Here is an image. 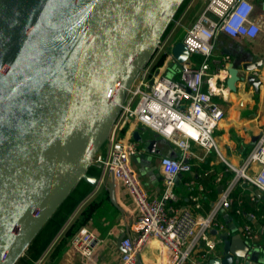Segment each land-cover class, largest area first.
Segmentation results:
<instances>
[{
	"label": "water",
	"instance_id": "1",
	"mask_svg": "<svg viewBox=\"0 0 264 264\" xmlns=\"http://www.w3.org/2000/svg\"><path fill=\"white\" fill-rule=\"evenodd\" d=\"M183 1L0 0V264L24 255L82 179L96 184L88 168L102 167L95 156ZM171 53L177 63L190 56L182 39ZM228 72L235 92L241 79L235 61ZM247 81L255 90L261 85L254 74ZM133 137L142 141L138 130ZM155 145L152 139L147 149ZM239 238L244 248L225 233L223 256L208 264H247L249 256L263 263L264 247Z\"/></svg>",
	"mask_w": 264,
	"mask_h": 264
},
{
	"label": "built area",
	"instance_id": "2",
	"mask_svg": "<svg viewBox=\"0 0 264 264\" xmlns=\"http://www.w3.org/2000/svg\"><path fill=\"white\" fill-rule=\"evenodd\" d=\"M202 1L204 8L182 39L190 56L178 63V76L163 72L168 61H175L171 53L176 27L173 26L165 32L154 56L129 89L107 138L105 154L99 160L103 172L113 174L135 206V234L125 235L122 239L118 264H143L140 254L154 239L161 245L159 264H208L210 249L198 248L199 242L210 238L212 227H223L216 219V213L219 208H229L234 202L230 186L208 215H199L195 211L200 207L198 199L193 198L195 209L180 203L175 186L181 174L192 172L191 159H203L192 150L193 144L203 147L206 152L217 148L214 131L225 117L220 98L228 100L229 92L225 77L220 74L225 72L228 75L224 64L230 58L229 55L216 58L218 36L256 39L264 35V11H257L258 0ZM172 22L175 24L176 18ZM163 53L167 54L166 60L156 69V61ZM130 122L152 131L170 145L168 153L160 159L164 175L160 196H151L147 192L131 163L132 156L137 153V141L120 136ZM233 169L237 179L242 178L264 193V129L243 164ZM221 177L220 174L217 179L221 180ZM102 181L103 176H100L91 194L101 188ZM251 197L256 196L251 193ZM255 216L250 213L251 219ZM241 233L251 242L252 249L261 248L257 244L259 234L252 224H244ZM99 241L96 227L82 226L72 236L68 247L89 263L96 264L93 256Z\"/></svg>",
	"mask_w": 264,
	"mask_h": 264
},
{
	"label": "crops",
	"instance_id": "3",
	"mask_svg": "<svg viewBox=\"0 0 264 264\" xmlns=\"http://www.w3.org/2000/svg\"><path fill=\"white\" fill-rule=\"evenodd\" d=\"M202 0H189L185 5L181 14L176 18L174 26L181 25L183 19L188 18L189 15H193L192 22L188 25L191 26L198 16L199 10L195 9L196 3ZM257 11H264V4L257 1ZM198 12V13H197ZM186 26L185 30L188 28ZM174 42V40H173ZM216 58L222 57V55H229V60L225 62V66L228 69V65L231 61H235V65L239 68L241 79L237 83V90L228 92V100H222V106L225 110V117L221 120L214 131L215 140L217 144L216 149H212L209 152L199 146L192 145V150L196 153L199 158L191 159L193 163L192 172L188 174H181L176 181L175 189L180 196V203L192 206L195 209L193 198L198 199L200 207L196 208V212L200 215H208L220 200L223 192L231 186V193L234 188L239 186L244 190L248 188L250 193L255 194V198L251 199L256 204H262L264 206V193L259 192L258 189L252 185L244 182L242 178L237 179V173L233 168H239L249 153L252 151L256 144L261 132L264 129V35H259L256 39L240 38L233 39L224 34H220L217 39V45L215 49ZM255 59H262L263 63L261 66L255 67L251 72L244 68V65L248 62H253ZM216 60V59H215ZM170 63L179 64L175 61H168L164 67V74L172 77L178 76L179 68H170ZM215 64H212L214 67ZM257 71V73H256ZM260 71V72H259ZM257 75L261 78V85L258 90L247 81V75ZM225 77V83L227 85L228 75L223 72L220 74ZM228 87V86H227ZM229 88V87H228ZM219 99V97H218ZM138 130L142 136V141H137L133 137V132ZM122 137H131L137 141V153L132 156L131 163L136 170L139 181L144 185L147 192L151 196H160L164 188V175L160 167V159L164 154H167L170 145L169 143L157 136L152 131H147L137 125L135 122L128 123L124 130L121 132ZM156 140L155 150L149 151L147 149L148 142L150 140ZM106 147L101 149L95 156V162H98L105 154ZM178 154V152H177ZM96 177L103 176L101 188L95 193L93 186L90 192L86 194V197L79 203L78 208L74 210L66 225L61 229L54 240L49 244L44 251L45 254L40 258L38 264H51L50 256L53 249V245L56 240L63 233L65 227L77 216L81 208L86 205L89 201L99 196L102 192L109 194L110 202L113 204L118 212L114 216L105 215L100 221V225L89 222L84 226H93L98 229L100 241L95 246V253L93 259L96 264H118L120 255L122 252L121 246L118 245L119 238L125 234H135L134 224L136 221V213L134 211V204L130 199L128 193L122 188V186L114 179L111 172H103L102 167L98 166ZM226 167V168H225ZM205 168V169H204ZM206 170L216 174V181L211 185L216 186L218 189L217 198L210 200V183L204 184L202 179L203 176H207V173L196 171ZM95 171V168L92 169ZM226 172L233 173L232 177L226 178ZM249 172L252 173L250 170ZM236 173V174H235ZM204 174V175H203ZM222 175L221 180H218V175ZM241 174V172H240ZM203 175V176H202ZM115 183L114 193L116 204L110 197V185ZM250 185V186H249ZM221 186L223 190L221 191ZM86 184L83 182L79 184V193L85 190ZM251 187V188H250ZM232 197V196H231ZM231 207H221L216 213V219L223 225L222 228L212 227L210 229V238L202 239L199 242L198 248L210 249L211 257L223 256V249L225 240L223 235L227 233L231 241H234L240 248H244V244L240 241L239 236L248 245H252L250 241H247L242 235L243 225L250 223L259 234L257 244L264 247V216L263 218L258 215V206L256 210H250L243 212L244 199H234ZM84 201V202H83ZM239 210V211H238ZM250 213H254L256 216L254 219L250 218ZM216 230V231H215ZM69 246V245H68ZM66 247L62 252V255L58 258L55 264H91L84 257L73 253L69 247ZM259 258L262 259L264 264V249L258 252ZM247 260V264H254L253 259ZM49 258V260H48ZM140 259L143 264H159L162 259L161 245L158 240H152L148 246L141 252ZM48 260V261H47ZM46 262V263H45ZM36 264V263H35ZM259 264V262H258Z\"/></svg>",
	"mask_w": 264,
	"mask_h": 264
},
{
	"label": "trees",
	"instance_id": "4",
	"mask_svg": "<svg viewBox=\"0 0 264 264\" xmlns=\"http://www.w3.org/2000/svg\"><path fill=\"white\" fill-rule=\"evenodd\" d=\"M189 0H184L183 5L181 4V8H179L178 12L176 13L174 18H177L181 12L183 11L185 5L188 3ZM261 4H264V0H259ZM205 4L201 1L196 3L195 9L201 10L204 8ZM173 26V22L169 25L166 32H168ZM175 38V37H174ZM181 38V37H180ZM178 38V40H180ZM175 41V40H174ZM167 54L163 53L159 56L156 61L155 68L157 69L159 66L163 65L166 60ZM95 168V171L92 169ZM226 168V167H225ZM99 167L94 164L88 168L87 175L88 176H95L97 175V171ZM205 169V168H204ZM198 172L207 173V176L204 174V178L202 179L204 184L210 183V200H215L217 198L218 189L216 186L211 185L214 184L216 181V174L209 172L206 170H199L196 169ZM226 178L232 177L233 173L226 172ZM86 184L85 190L82 191V194L79 192V184L82 183ZM238 184L231 193V196L234 199L242 198L244 199L243 204V212H247L250 210H256V206H258V215L263 218L264 216V206L262 204H256L251 199V193L246 188V190L241 188ZM93 186L91 179H82L77 186L73 189L70 195L65 199V201L61 204V206L57 209V211L53 214V216L49 219L46 225L41 229V231L37 234L34 238L28 249L25 251L24 255L19 258V260L15 264H35L41 258L46 248L51 244L54 238L58 235L61 229L66 225L65 223L68 221L74 210L77 208L79 203L86 197V194L90 192L91 187ZM250 186V185H249ZM251 188V187H250ZM118 212L116 207L111 204L109 194L102 192L99 196L89 201L86 205H84L77 216L65 227L63 233L60 237L56 240L53 245V249L51 251L50 256V263L55 264L62 255V252L66 247L69 245V241L72 236L84 225H87L89 222L95 223L96 225L101 224L102 217L105 215L114 216ZM49 260V258H48ZM47 260V261H48ZM46 263V262H45Z\"/></svg>",
	"mask_w": 264,
	"mask_h": 264
},
{
	"label": "rangeland",
	"instance_id": "5",
	"mask_svg": "<svg viewBox=\"0 0 264 264\" xmlns=\"http://www.w3.org/2000/svg\"><path fill=\"white\" fill-rule=\"evenodd\" d=\"M198 13V12H197ZM199 14V13H198ZM193 15H189V17L188 18H185V19H183L182 20V22H181V25L179 24L177 27H174V31H173V33L175 34V38L173 39V40H175V41H177L178 40V38H180V39H183V36H184V34H185V28H186V26L188 27V25L192 22V19L194 18V17H192ZM175 24H173V26H174ZM172 26V27H173ZM169 67L170 68H174V69H176L177 70V68H179V66L177 65V64H174V63H170V65H169ZM236 174V173H235Z\"/></svg>",
	"mask_w": 264,
	"mask_h": 264
},
{
	"label": "bare ground",
	"instance_id": "6",
	"mask_svg": "<svg viewBox=\"0 0 264 264\" xmlns=\"http://www.w3.org/2000/svg\"><path fill=\"white\" fill-rule=\"evenodd\" d=\"M183 5V4H182ZM181 8V7H180Z\"/></svg>",
	"mask_w": 264,
	"mask_h": 264
}]
</instances>
